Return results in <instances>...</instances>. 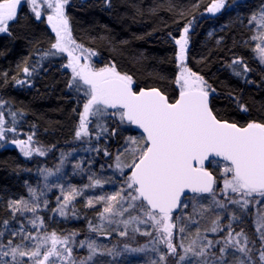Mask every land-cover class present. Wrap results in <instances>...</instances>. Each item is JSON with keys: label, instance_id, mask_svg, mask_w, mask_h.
I'll list each match as a JSON object with an SVG mask.
<instances>
[{"label": "trees", "instance_id": "1", "mask_svg": "<svg viewBox=\"0 0 264 264\" xmlns=\"http://www.w3.org/2000/svg\"><path fill=\"white\" fill-rule=\"evenodd\" d=\"M213 2L219 0H68L65 15L72 38L95 53L98 66L115 65L121 74L132 76L135 91L156 88L170 102L179 94L175 83L179 45L175 40L192 23L187 34L184 64L215 90L209 96L214 114L240 126L264 123V64L259 63L255 55L256 22L252 18V14L264 8V0H223L220 11L211 14L208 9ZM27 7L25 3L20 6L16 20L10 22L9 33H0V112L11 129V136L16 134L23 141L31 137L33 143V149L24 148L31 152L28 156L16 142L0 144V220H3L0 221V245H8L9 240L13 241V246L20 244L21 235L12 233L23 230L27 234L34 228L32 221H36L42 224V233L55 232L61 238L69 237L72 253H76V248L86 239L98 240L99 245L104 241L103 247L97 248L95 258H98L90 263L102 264L103 259H109V249L121 245L136 247L145 237H119L108 229L98 230L103 209L92 196V205H88L90 195L76 193L75 204L72 200L71 209L65 215L53 214V196L58 186L65 193L89 183V173L98 161L104 160L105 151L109 153L106 159L112 161L124 142L121 122L110 115L113 109H108L106 115H90L88 135L76 139L75 132L87 98L83 91L68 86L72 73L59 67L65 63L64 57L60 53L46 55L50 50L55 51L51 48L55 35L47 22L37 19ZM245 66L248 71H244ZM24 68L29 72L25 73ZM81 145L90 147L91 155L85 156L86 163L80 165L76 157L71 158L69 170L61 180L57 178V189L55 186L48 192L42 187L41 172L51 170L56 165L54 158L61 153L74 151ZM208 168L215 176L217 190L222 184L219 175L215 168L211 169L210 165ZM72 176L77 186L71 181ZM207 196L186 198L195 197L205 202ZM31 208L35 211L29 210ZM188 214L195 220L222 217L224 222H229L226 226L231 225L233 235L242 231L251 245L257 241L256 214L251 203L242 208L225 199L220 212L212 208L187 212L183 217L187 218ZM5 221L8 223H3ZM97 234L102 235L94 237ZM226 236L227 230L223 239ZM6 250L0 247V252ZM251 258L255 264L257 254ZM0 259L6 261L1 256ZM6 262L15 264L12 257ZM174 262V257L171 259L169 255L168 264ZM127 263L124 256L117 262Z\"/></svg>", "mask_w": 264, "mask_h": 264}, {"label": "snow or ice", "instance_id": "2", "mask_svg": "<svg viewBox=\"0 0 264 264\" xmlns=\"http://www.w3.org/2000/svg\"><path fill=\"white\" fill-rule=\"evenodd\" d=\"M26 2L32 5V11L39 19L41 11L37 0H26ZM67 2L68 0H40V4H46L51 10L47 21L55 33V42L51 45L55 51L46 53V55L67 53L68 63L65 67L70 68L72 72V79L68 86L70 88L75 86L78 92L83 91L87 98L83 105L79 128L75 132L76 138L88 135L86 121L90 115H106L109 114L108 109L114 110L110 115L118 116L121 123L127 121L143 130V135L140 137L143 141L142 145L125 149V151H130L131 162L121 161L123 153L115 158L116 168L120 169L123 174V168L127 167L131 174L126 177L124 181L126 188L121 192L98 198L100 201L108 202V206L104 207L101 213L102 219L107 218L104 213L113 212L112 202L129 201V208H139L147 217V220H139V217L131 219L139 220L141 223L151 221L157 232L161 234L169 253L175 255L177 246L172 242L173 229L176 228V222L180 220V217L174 218L173 212L175 209L188 207L187 201L181 198L189 191L194 194L209 193L215 201L214 184L216 181L212 173L205 168V162L219 164L221 161L216 158H222L224 162L226 178L220 191L230 203L240 204L242 208H247L256 197L264 198V123L250 122L246 126H237L236 123L221 120L214 114L209 105V96L210 92L215 90L207 84L203 77L184 65L188 45V27L183 29L184 35L175 40V43L179 45L177 58L180 62V73L175 80L179 87V97L174 102H169L168 97L156 88L135 91L132 76L121 74L116 70L115 65L97 69L88 63V56L84 55L88 50L72 38L68 18L65 15ZM21 3L22 0H2L0 2V33H9L10 22L16 20L17 9ZM223 6V0H219V2H214L208 11L215 13ZM253 39L264 41V34L253 37ZM256 51L259 52L260 59L264 61V47L257 45ZM90 55H95V53H90ZM82 59L84 63H81ZM234 63L239 62L234 61ZM244 71H248L246 66ZM24 72L28 73V68H24ZM3 123L4 115L0 112V126ZM112 134H115V130ZM2 138L3 128L0 127V139ZM31 139L29 137V141ZM16 143L21 145L25 156L31 155L30 151L24 149V141ZM128 143L137 145L139 140L130 137ZM40 154L44 153L40 152ZM105 155L109 153L105 151ZM228 174H231L230 178H227ZM100 184L101 181L95 179L93 184L86 187ZM75 191V189L72 190L73 193ZM229 192L236 193L241 199H233L229 196ZM72 198L74 197L71 195L64 196L65 203L59 209L61 215H65L64 209L67 208V202ZM190 199H195V197ZM215 202L219 207H224L219 201ZM88 205H92L91 199ZM29 210L35 211V208ZM127 210V208L124 209V211ZM128 222L124 221L125 224ZM217 223L218 221H213L214 226L211 231L218 230L215 226ZM32 224L33 227L37 226L36 221H32ZM260 229H264V217L258 224V230ZM178 231L184 233L185 227H179ZM18 234L21 235L20 244L13 246V241L9 240L8 245H0V247L7 248L6 251L0 252V255H11L15 264H25L23 261L17 262V256L29 257L34 264H54L53 257L61 259L71 257L70 247H64L62 251L57 248L58 244L68 245L69 237L61 238L55 232L43 236L38 234L36 237H33L31 233L24 234L23 230L21 233H12L13 236ZM125 234L121 233V235ZM241 238H243V243H241ZM33 240L35 244L32 247L24 243ZM260 240L262 247L259 259L264 264V232H261ZM248 244L249 240L242 231L233 235L230 230L224 238L223 246L219 248L218 260H223V264H227L224 256L229 248H235L247 256L251 251ZM83 246L84 242H81V247ZM213 246L214 242L207 240L198 251L189 245L184 248V252L192 253L193 257L197 258L205 257L208 254L207 250ZM42 248L43 252H41ZM88 248L93 253L96 250L93 243H89ZM160 259L164 260L165 257L162 255ZM185 259V255L179 256L180 261ZM189 264H196V262L190 260ZM200 264H208V261L205 259ZM241 264L244 262L242 261Z\"/></svg>", "mask_w": 264, "mask_h": 264}, {"label": "rangeland", "instance_id": "3", "mask_svg": "<svg viewBox=\"0 0 264 264\" xmlns=\"http://www.w3.org/2000/svg\"><path fill=\"white\" fill-rule=\"evenodd\" d=\"M23 1H25V4L28 5V7H30V9L32 10V5L26 2V0H22V3H24ZM37 3L39 4V10L41 11L40 18L43 17V19L47 22V24L50 26L52 30L51 25L47 21V16L51 14V10L47 8L46 4H40V0H37ZM213 3L210 5V7L213 5ZM254 17H255V22H256L255 28L257 31L255 32V37H259L262 34H264V19H262V17H264V8L252 14V18ZM186 27L190 29L192 27V23L188 24ZM183 35H184V32H183ZM254 41H255L256 48H257V45L264 47V41L260 39H254ZM90 53H93V52L88 50L87 52L84 53V55L88 56L87 62L90 63L94 68L99 69L101 67L111 66V65L98 66L96 64L95 55H90ZM60 55L64 57L65 59L63 68L68 70L70 73H72L70 68L65 67V65L68 63L67 53H60ZM256 56L258 60H260V62L264 64V61L260 59V54L258 51L256 52ZM84 62L85 61L82 59L81 63H84ZM178 66H179V69H178V75H179L180 62ZM115 117L116 119L119 120L118 116H115ZM88 124H89V117L86 121L87 128H88ZM79 125H80V121H79ZM0 127L3 128V138L0 139V144H14V142L24 140L23 138L20 139V137H18L16 134L14 137L11 136V133H12L11 129L5 123H3V125ZM121 127L123 131V141L124 142L122 146L119 148L118 152L112 157V161L110 162L111 159L110 160L106 159L107 155H104L105 156L104 160L102 159L98 161L94 170H92L89 173L90 182L84 183L83 186H79L78 187L79 189L74 188L76 190L74 193L65 192L66 193L65 194L64 190H62L58 186V191H56L57 193H55V195L53 196V201L55 203L53 205L55 206L53 214L61 216L59 209L65 203L64 201L65 195H71L74 197L67 202V208L64 209L65 212L71 209L70 202L73 199H76V193H82L84 194V196L90 195V197L88 198V201L90 199L92 200V197H94L98 205L102 206V209H104V207L108 206V202L100 201L98 199L100 196L108 197L111 195H115L116 193L121 192L122 189L126 188L124 181L126 177L131 174L130 170L127 167H124L123 174H122L121 170L116 168L115 158L118 154L123 153L121 155V161L124 163H130L132 160V156L130 154V151H125V149L126 148L132 149L134 147L141 146L143 141L140 140V137H142L143 134L133 131V129L131 128V125L127 121H124L123 123H121ZM130 137L138 139L139 143L137 145H131L130 143H128ZM76 139L81 140L82 137L79 139L78 138ZM17 144L18 143H16V145ZM32 145L33 143L29 141L28 139L24 141L23 147L30 150V149H33ZM89 152H90V147H88V145H81L78 149L74 151L69 150L67 152L61 153L59 157L56 158L55 167H52L51 170L41 172L42 173V181H41L42 187L47 188L48 192H51L54 189V187L57 185V182H56L57 178L59 177L60 179V177L63 176L67 170H69V165L70 164L72 165L71 158L76 157L79 160L80 165H83L86 163L85 156L88 154L91 155ZM210 167L211 169L215 168V170L217 171L219 175L220 184L222 183L221 187L216 190L215 201H219L221 204L224 205L225 199L227 198L220 191V189H222L224 186V180L226 178L224 174V162L221 161L219 164L212 163L210 164ZM230 176L231 174H228L227 178H230ZM95 179H99L101 181V184L98 186L86 187L88 185L93 184V181ZM71 181L73 182L74 185L77 186L74 176H72ZM56 189H57V186H56ZM229 196H231L232 198L237 197L236 198L237 200L241 199V197L237 195L236 193L229 192ZM79 197L80 196H78V198ZM207 198L208 199L205 202H203V200H200L198 198L196 199L185 198V200L188 203V207L181 208L180 209L181 212L174 216V218L177 216L180 217V220L176 222L177 224L176 228L173 229L172 242L174 245L177 246V253L175 255L169 253L167 245L163 242L161 234L157 232L156 228L153 226V223L151 221H148L147 223L139 222V220H147V217L144 216V213L139 208H129L128 207L129 201H120L119 203L112 202L113 212L104 213V216L107 217L106 219H102L100 217V220L98 223V230L108 229L114 235H117L119 237L124 236V235H121L122 232L126 233L125 235H132V236L140 235L142 237H145V240L141 244H138L136 247H134L133 245H127L126 247H123L121 245L120 247H113L109 249L107 251V253L109 254V259L107 258L103 259L102 264H117V262L123 259V256H124V259H126L127 262L128 263L130 262L131 264H137V263H140V264H168L169 255L171 256V259L174 257L175 259L174 264H189L190 260L195 261L196 264H200V262L205 259L208 261V264H223V260H218V257H220L219 248L223 246V242H224L223 236L226 233V230L228 233L231 229V228L229 229V226H226L229 222H224L222 220V217L204 218V219L200 218L201 220H199V217H197V219L195 220V218L191 217L192 215L189 216V214L187 218L183 217V215L187 214V212L192 213L194 211V207H195V212H199V211L206 210V209H212V208L216 212H220V209L223 207H219L217 205V203L212 199V195L208 194ZM249 199H252V198H249ZM118 200H119V197H118ZM136 203L138 204L139 202H136ZM125 208H127L128 210L124 211ZM251 209H253L254 213L256 214L254 225L257 231V235H258L257 241H254L252 245L250 244V241H249L248 247L251 249V251L247 254V256L244 253H240L235 248H229L227 253L224 256V260L227 261V264H241L242 261L244 262V264H254V260L251 257L255 256L256 254H257V260L255 261V264H262L261 261L258 262V257H260V251L262 247L260 235H261V232H264V229L258 230V224L261 222V218L264 217V198L256 197L255 199H253L251 203ZM199 214L200 213H198L197 215ZM132 217H139V220H132L131 219ZM124 221H129V222L125 224ZM213 221H218L217 225H215L218 229L216 232L211 231V228L214 226ZM36 225L37 226L34 227L32 231H29V233H31L33 237H36L38 234L40 236L46 235V233H42V231L40 230L42 228V224L39 222ZM181 226L185 227L184 233H180L178 231L179 227ZM220 229H222V231ZM152 231L153 233H151ZM145 233H149V234H145ZM101 235L102 234H97L94 237L98 238ZM207 240L213 241L214 246L211 249L207 250L208 254L205 257L197 258V257H193L192 253L186 254L184 252V248L188 247L189 245H192V247L198 251L199 247L205 244ZM193 241H195L194 244H193ZM216 241H219L220 243H215ZM83 242H84V246L81 247V244H80L75 250L76 253H71V257H66L65 259H61L60 257H53L52 259L54 261V264H71V262H75V264H82V262L83 264H90L93 261V259L96 260L98 258V257L95 258L96 251H97V248L100 247L98 240L93 241L89 238V239L84 240ZM24 243L27 244L29 247H32L35 244V240L25 241ZM89 243L94 244V247L96 249L94 253L90 252L88 248ZM241 243H243V238H241ZM180 245H183V247H180ZM64 247H69V246L68 245L65 246L63 244L57 245V248L60 249L61 251L64 249ZM43 251L44 249L42 248L41 252ZM212 253H215V255H212ZM162 255L165 257L164 260L160 259ZM181 255L186 256V259L184 261L179 260V256ZM0 256L6 259V261H7V258L11 257V255L9 256L0 255ZM89 257L91 258L89 259ZM6 261L3 259H0V264H5ZM16 261L17 262L23 261L25 262V264H34V262L30 260L29 257H19L18 256L16 258ZM92 264H96V262H93Z\"/></svg>", "mask_w": 264, "mask_h": 264}, {"label": "bare ground", "instance_id": "4", "mask_svg": "<svg viewBox=\"0 0 264 264\" xmlns=\"http://www.w3.org/2000/svg\"><path fill=\"white\" fill-rule=\"evenodd\" d=\"M23 2L25 3V1H23ZM260 2H261V1H260ZM22 4H23V3H21L18 7L20 8V6H21ZM25 5H26V4H25ZM25 7H26V6H25ZM27 8L30 9V7H27ZM29 9H27V10H29ZM30 10H31V9H30ZM30 10H29V11H30ZM29 11H28V12H29ZM26 12H27V11H26ZM32 12H33V11H32ZM250 12H251V11H250ZM211 14H213V13L211 12ZM42 15H43V14H42ZM42 19H43V17H42ZM42 21H43V20H42ZM46 27H47V26H46ZM47 29H48V28H47ZM50 29H51V28H50ZM255 31H256V30H255ZM256 32H257V31H256ZM253 37H254V36H253ZM50 40H51V38H50ZM50 40H49V42H50ZM253 40H254V39H253ZM49 42H48V43H49ZM54 42H55V41H54ZM47 46H48V45H47ZM254 49H255V48H254ZM49 52H51V50H50ZM256 52H257V51H256ZM255 55H256V54H255ZM48 56H49V55H48ZM55 57H58V56H55ZM259 63H260V60H259ZM62 65H64V63H63ZM62 65L59 66V67H62ZM57 66H58V65H57ZM96 67H97V66H96ZM58 69H59V68H58ZM65 70H66V69H65ZM64 72H65V71H64ZM67 74H69V72H68ZM13 84H14V83H12V85H13ZM9 86H11V85H9ZM12 88H13V87H12ZM9 90H10V89H9ZM70 92H71V91H70ZM72 92H73V91H72ZM72 92H71V93H72ZM70 95H71V94H70ZM71 96H73V95H71ZM2 108H3V107H2ZM1 110H2V109H1ZM68 147H69V146H68ZM63 148H65V147H63ZM66 149H67V148H66ZM59 150H60V149H59ZM62 150H63V149H62ZM57 151H58V150H57ZM57 154H58V153H57ZM53 157H54V156H53ZM57 157H58V156H57ZM57 157H56V158H57ZM56 158H54V159H56ZM52 161H53V159H52ZM36 162H37V161H36ZM30 163H33V162H30ZM34 163H35V162H34ZM37 163H38V162H37ZM32 166H33V165H32ZM34 166H36V165H34ZM37 166H38V165H37ZM37 166H36V167H37ZM25 167H26V165H25ZM54 167H55V166H54ZM28 168H29V167H28ZM34 168H35V167H34ZM56 168H57V167H56ZM35 171H36V170H35ZM25 172L27 173V171H25ZM37 172H39V171H37ZM30 173H31V172H30ZM31 174H32V173H31ZM34 174H35V172H34ZM21 175H22V174H21ZM28 175H29V174H28ZM30 176H31V175H30ZM23 177H25V176H23ZM27 177H28V176H27ZM32 177H33V175H32ZM38 177H40V175H38ZM22 179H23V178H22ZM26 182H27V180H26ZM27 183H28V182H27ZM73 202H75V201H73ZM70 203H71V202H70ZM73 204H75V203H73ZM81 205H82V204H81ZM76 206H77V205H76ZM74 207H75V206H74ZM72 208H73V205H72ZM4 216H5V215H4ZM6 217H7V216H6ZM8 217H9V216H8ZM3 219H4V218H3ZM5 219H6V218H5ZM245 219H246V218H245ZM247 220H248V219H247ZM0 221H1V220H0ZM2 221H3V220H2ZM2 221H1V222H2ZM3 223H4V222H3ZM242 223H244V221H243ZM238 224H239V223H238ZM0 226H1L0 228H2V223H1ZM7 226H8V225H7ZM240 226H241V225H240ZM3 228H4V227H3ZM5 228H6V227H5ZM2 230H3V229H2ZM0 233H1V232H0ZM99 242H100V241H99ZM102 242L104 243V241H101V243H102ZM101 243H100V244H101ZM103 243H102V244H103ZM102 244H101L100 246L103 247ZM105 244H107V243H105ZM105 247H106V246H105Z\"/></svg>", "mask_w": 264, "mask_h": 264}, {"label": "water", "instance_id": "5", "mask_svg": "<svg viewBox=\"0 0 264 264\" xmlns=\"http://www.w3.org/2000/svg\"><path fill=\"white\" fill-rule=\"evenodd\" d=\"M143 90H145V89H143ZM178 97H179V94H178V96H177L176 99H178ZM176 99H175V100H176ZM175 100H174V101H175ZM174 101H172V102H174ZM169 102H170V101H169ZM225 121H226V120H225ZM228 122H229V121H228ZM229 123H233V122H229ZM237 126H240V125L237 124ZM245 126H246V125H245ZM131 127H132V129H133L134 131L143 134V130H142V129H139L136 125H131ZM216 159L222 161V158H216ZM208 164H209V162L206 161V162H205V168H206V169H207L206 165H208ZM207 170L209 171V169H207ZM209 172H210V171H209ZM212 175H213V174H212ZM193 194H194V193H191V192L189 191V192H187V195H186V196H182L181 199L184 200L185 197H187V196H189V195H193ZM207 194H209V193H202V194H197V195H207ZM179 209H180V208L175 209L173 213L179 211Z\"/></svg>", "mask_w": 264, "mask_h": 264}, {"label": "flooded vegetation", "instance_id": "6", "mask_svg": "<svg viewBox=\"0 0 264 264\" xmlns=\"http://www.w3.org/2000/svg\"><path fill=\"white\" fill-rule=\"evenodd\" d=\"M18 10H19V7H18V9H17V12H18ZM61 68H63V65H62V67ZM64 69V68H63ZM65 70V69H64Z\"/></svg>", "mask_w": 264, "mask_h": 264}]
</instances>
